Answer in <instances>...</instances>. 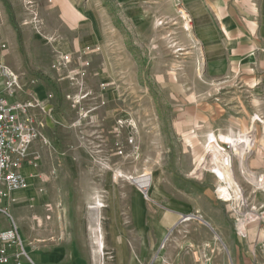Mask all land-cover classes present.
I'll return each mask as SVG.
<instances>
[{"label":"rangeland","instance_id":"374dc122","mask_svg":"<svg viewBox=\"0 0 264 264\" xmlns=\"http://www.w3.org/2000/svg\"><path fill=\"white\" fill-rule=\"evenodd\" d=\"M195 6L0 0V63L31 89L50 90L66 123L51 136L69 141L48 151L42 174L29 179L24 192L34 202L19 198L11 209L23 264H233L225 241L247 250L237 239L239 204L213 194L219 181L206 140L257 129L246 167L221 143L233 195L237 187L255 190L251 175L264 161V71L248 62L211 68ZM204 155L208 168L197 170ZM166 210L202 217L163 223Z\"/></svg>","mask_w":264,"mask_h":264},{"label":"crops","instance_id":"0c3cea01","mask_svg":"<svg viewBox=\"0 0 264 264\" xmlns=\"http://www.w3.org/2000/svg\"><path fill=\"white\" fill-rule=\"evenodd\" d=\"M195 1L197 37L199 44H202L205 52L209 54L207 57L210 61L211 68L227 67L229 66V62L233 66L248 62L249 64L260 67L264 71V0ZM3 89V79L0 78V92H3ZM30 92L36 94L48 106L49 113L41 115V117H43L44 123L46 124L43 132L49 143L47 145L43 140H37L30 150L29 157L19 168V171L27 178L28 182L30 178L42 174L40 166L43 159L46 158L48 151L60 149V142H69L63 139L55 140L51 136L54 130L60 131V127L66 123H64L65 117L63 113L59 112V110H54V105L51 103L52 100L47 98L52 95L50 90H46L43 86L31 89L25 84V90L22 92L20 98L28 99ZM10 101H15V99H10ZM79 138L81 141L86 139L85 136H79ZM68 148H71V145ZM82 149L84 150L83 147ZM260 164V166L254 167L256 170L253 171L255 175L252 174L251 176L256 178L257 175L264 174V161ZM218 185H214L213 188L216 189ZM215 189L213 192L214 196H216ZM26 190L21 189L14 193L15 202L9 208L10 214L11 209L18 204L19 198H22V200L27 198V201L34 202L35 197L26 195L24 192ZM216 199L222 201L217 196ZM256 199L258 201L264 200V195L257 194ZM163 213L161 219L163 223L175 222L177 215L179 219L182 218L181 220H188L193 217L201 220L202 217L199 215V212L196 214L188 213L191 216L188 219H185L188 215H184L183 213L176 214L168 210ZM13 219L17 227V232L21 236L18 231L17 222L14 217ZM237 221L239 224H242L241 226H248L246 227V237L237 236L238 241L246 242L247 250H242L234 240V242L231 240L225 241L230 246L233 264H243V260L245 264H264V250L261 246V243L264 242V230L256 223L251 227L247 224L246 219L241 218ZM245 221L247 225H245ZM20 222L21 220L19 224ZM135 224H137V221ZM157 224L159 223L157 222ZM0 227L4 231L10 230L12 228V220L5 215H0ZM10 264L16 263L12 262Z\"/></svg>","mask_w":264,"mask_h":264},{"label":"built area","instance_id":"2783aa9c","mask_svg":"<svg viewBox=\"0 0 264 264\" xmlns=\"http://www.w3.org/2000/svg\"><path fill=\"white\" fill-rule=\"evenodd\" d=\"M192 22L191 18L187 19V29H192ZM3 46L5 47V45ZM0 78L3 79L4 88L3 92H0V215H5L12 220L10 230L4 231L0 227V264L12 262L23 264L22 261L27 252L9 208L15 202L14 193L29 188V182L19 171V168L29 157L33 144L40 139L47 145L49 143L43 132L46 124L41 117V115L49 113V109L47 104L33 92L29 93L28 99H21L25 84L19 79L18 74L2 63H0ZM13 98L15 101H10ZM248 134L256 141L258 134L254 126L248 131ZM221 143L229 144L220 140ZM222 151L227 154L224 146H222ZM37 156L39 157V155ZM228 162L231 163V158L226 155L223 163L227 165ZM256 178L257 187L255 190L246 194L247 191L244 188L237 187L235 191L239 195V199L230 203L239 204L237 206L241 217L237 216V220L246 219L247 224L256 223L264 230V200L256 199L257 194L264 195V184H260L264 174L257 175ZM142 188L145 197H148L147 187L143 186ZM229 190L231 191L230 187ZM218 191L219 185L215 189V195L220 199ZM99 206L103 208L105 204L99 203ZM239 213L237 212V215ZM238 234L243 238L246 237V226H240ZM261 246L264 250V242L261 243Z\"/></svg>","mask_w":264,"mask_h":264},{"label":"bare ground","instance_id":"6f19581e","mask_svg":"<svg viewBox=\"0 0 264 264\" xmlns=\"http://www.w3.org/2000/svg\"><path fill=\"white\" fill-rule=\"evenodd\" d=\"M75 16H76V14H75ZM263 122H264V120H263ZM248 131L249 130H247V132L240 133L237 136H234V135L230 136V135H223V134H220V135L217 136V135H214V133L208 134L209 136H207L208 139L206 141L209 143V144L207 143L208 144L207 148L212 150L211 152L213 153L212 159L210 158L212 160V162L210 164H208V161L206 160V157L204 155V156H202L200 158L199 163L197 165L198 166L197 170L202 169V168H206V167L208 168V166H211V168H210L211 172L216 175V177H217V179L219 181L218 196L220 197V199L222 201L227 202V203H230L233 200L237 201L239 199V195H237V197L233 195L234 191L232 192V184L235 183V181L232 179V172L230 171V167L232 165H230L229 162H228L227 165L223 163V161L225 160V156L227 154L222 151V147H221V144L219 142L221 140V141H223L225 143L231 144L233 150L236 151V153L238 154L240 165L245 166L244 163H245L247 154H250V152L253 151L254 148H255V141H254V139H252L250 137V135L248 134ZM261 144L263 145V149H264V140H262ZM207 164H208V166H207ZM212 165H214V166H212ZM119 173H120V171H119ZM138 183L140 184V186L141 185L142 186H146L147 189L149 187V184L145 183V179H143V178L139 179ZM260 184L263 185L264 182L260 183ZM229 187L231 188V191L229 190ZM236 211L239 213L238 208L236 209ZM240 217L241 216H240V213H239L238 214V218H240ZM186 218H188V217H186ZM97 230H98V232H97L98 244H100V246H101L103 244V241H102V238H101V234H100L101 230H99V229H97Z\"/></svg>","mask_w":264,"mask_h":264}]
</instances>
